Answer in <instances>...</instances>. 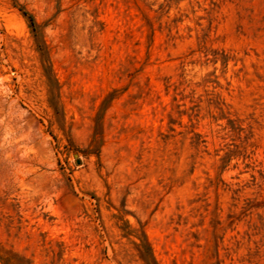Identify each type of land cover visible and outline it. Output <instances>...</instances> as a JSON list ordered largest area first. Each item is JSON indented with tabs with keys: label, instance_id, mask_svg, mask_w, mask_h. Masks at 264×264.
<instances>
[{
	"label": "rangeland",
	"instance_id": "1",
	"mask_svg": "<svg viewBox=\"0 0 264 264\" xmlns=\"http://www.w3.org/2000/svg\"><path fill=\"white\" fill-rule=\"evenodd\" d=\"M0 264H264V0H0Z\"/></svg>",
	"mask_w": 264,
	"mask_h": 264
}]
</instances>
